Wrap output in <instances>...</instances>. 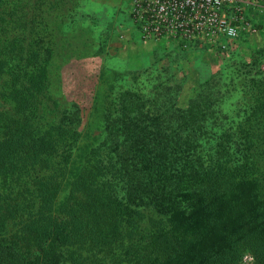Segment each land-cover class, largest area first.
Instances as JSON below:
<instances>
[{
  "label": "trees",
  "instance_id": "obj_1",
  "mask_svg": "<svg viewBox=\"0 0 264 264\" xmlns=\"http://www.w3.org/2000/svg\"><path fill=\"white\" fill-rule=\"evenodd\" d=\"M75 3L0 0V264H264V23L190 96L104 69L83 103L57 90Z\"/></svg>",
  "mask_w": 264,
  "mask_h": 264
},
{
  "label": "rangeland",
  "instance_id": "obj_2",
  "mask_svg": "<svg viewBox=\"0 0 264 264\" xmlns=\"http://www.w3.org/2000/svg\"><path fill=\"white\" fill-rule=\"evenodd\" d=\"M68 8L70 13L65 14L59 56L64 59L63 88L58 83L57 90H64L69 97L81 93L87 97L83 103H89L90 93L99 84V76L104 69L145 72L142 81L132 82L133 86L145 92L166 90L169 88L165 83L167 79L186 76L184 95L190 96L219 69L222 61L217 58L218 54L229 59L227 54L242 55L244 48L257 49L263 43L258 25L263 26L264 10L254 5L246 8V15L256 28L255 33L244 31L240 38L232 41L193 42L169 37L159 41L144 40L132 17L133 0H76L75 5ZM183 49L189 54L181 51ZM68 59L71 62L67 65ZM224 63L228 71H233L234 62ZM155 68H161L163 72L157 79L150 75ZM233 84H238V81ZM182 100L185 101L186 97L183 96ZM243 264L258 263L253 256L247 255Z\"/></svg>",
  "mask_w": 264,
  "mask_h": 264
},
{
  "label": "built area",
  "instance_id": "obj_3",
  "mask_svg": "<svg viewBox=\"0 0 264 264\" xmlns=\"http://www.w3.org/2000/svg\"><path fill=\"white\" fill-rule=\"evenodd\" d=\"M250 5L264 10V0H133L132 17L146 41H232L255 33L246 15Z\"/></svg>",
  "mask_w": 264,
  "mask_h": 264
}]
</instances>
